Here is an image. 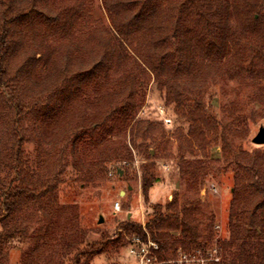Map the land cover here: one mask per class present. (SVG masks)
I'll return each instance as SVG.
<instances>
[{"label": "trees", "instance_id": "1", "mask_svg": "<svg viewBox=\"0 0 264 264\" xmlns=\"http://www.w3.org/2000/svg\"><path fill=\"white\" fill-rule=\"evenodd\" d=\"M216 76L253 88L223 107V119L207 110ZM152 81L188 125L179 134L186 143L179 167L194 197L180 202L176 193L144 225L128 219L119 227L142 238L147 230L160 259L216 244L221 264H264V154L236 142L247 135L239 124L264 118V0H0V139L8 174L0 264L3 245L14 238L7 222L18 212L35 224L19 264H88L107 248V236L88 242L77 207L60 202V185L68 169L74 181H86L105 178L110 164L133 163L134 152L156 158L151 145L161 146L164 122L138 118ZM34 85L40 88L29 93ZM251 105L260 109L249 117ZM212 141L235 171L224 242L212 241L213 217L201 219ZM144 171L148 199L157 178Z\"/></svg>", "mask_w": 264, "mask_h": 264}, {"label": "rangeland", "instance_id": "2", "mask_svg": "<svg viewBox=\"0 0 264 264\" xmlns=\"http://www.w3.org/2000/svg\"><path fill=\"white\" fill-rule=\"evenodd\" d=\"M12 3L15 6H22L28 5L30 0H12ZM210 79L206 93L207 110L210 114L222 119L225 117L222 111L225 105L245 100L253 90V88L240 87L239 81L232 80L227 76H216ZM38 88L40 86L34 85L28 92L33 93ZM146 97V103L140 110L138 118L151 122H164L160 113V110L163 109L164 115L172 120L169 126L164 122L165 132L163 135L156 136L161 146H156V148L151 145L152 149H156L152 150V154L156 155V158L147 159L134 152L133 163L110 164L105 178L89 179L87 177L86 181H74L75 171L68 169L64 175L66 180L60 185V202L77 207L79 224L89 231L88 242H101L104 236L111 239L107 248L103 252L95 254L88 264H132L126 252L128 234L121 230L120 224L128 219L145 224L152 218L154 207L158 204L165 205L171 202L176 193H178L180 202L194 197L193 193L187 191V185L180 175L179 167V158L182 153L180 146H186L185 139L181 138L179 134L181 132L187 134L188 125L173 111V107L165 106L163 93L156 81L150 83ZM258 109H260L258 105L249 106L248 116L251 117L252 113ZM239 125L246 128L247 135L242 139L237 138L238 145L250 153L259 151L264 154V144L258 145L252 142L260 128L264 126V118L256 115L255 120H249ZM3 140V138L0 139V209L3 202L1 195L3 181H8V174L3 165L6 160ZM26 148L34 157L35 145L28 144ZM196 152L202 154L198 148H196ZM207 152L215 162L213 171L200 191L201 219L206 224L207 218L213 217L215 227L212 241L224 242L230 234L229 207L233 197L235 171L233 167L227 168L224 160H221L222 144L219 141H212L208 145ZM144 167H147L157 178L149 191L148 199L143 194ZM117 201H120L122 205L119 212L114 210V204ZM27 216L29 214L18 212L8 220L7 229L12 231L14 238L13 241H8L3 245L1 258L3 264H19L22 253L31 247L32 242L29 237L35 224ZM101 216L104 218L102 223L99 222ZM3 229L2 223H0V231ZM120 235H122V242L118 241ZM114 240H117L118 243L113 244ZM85 244L83 247L87 246V243Z\"/></svg>", "mask_w": 264, "mask_h": 264}, {"label": "built area", "instance_id": "3", "mask_svg": "<svg viewBox=\"0 0 264 264\" xmlns=\"http://www.w3.org/2000/svg\"><path fill=\"white\" fill-rule=\"evenodd\" d=\"M160 113L164 118L166 125H170L172 120L166 117L164 110ZM122 205L120 201L115 202L114 210L121 211ZM144 225V224H143ZM146 237L142 238L138 235H127V248L132 264H221V251L218 246L211 245L208 248L192 249V251H179L175 257L170 259H160L158 253L160 244L152 239L150 233L146 230Z\"/></svg>", "mask_w": 264, "mask_h": 264}, {"label": "water", "instance_id": "4", "mask_svg": "<svg viewBox=\"0 0 264 264\" xmlns=\"http://www.w3.org/2000/svg\"><path fill=\"white\" fill-rule=\"evenodd\" d=\"M252 142L258 145L264 144V126L260 128L259 132L255 135ZM103 221H104V218L103 216H101L99 222L102 223Z\"/></svg>", "mask_w": 264, "mask_h": 264}]
</instances>
